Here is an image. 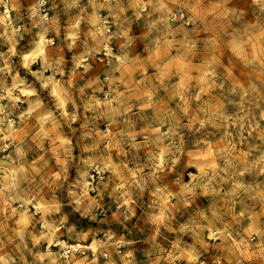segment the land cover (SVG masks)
Wrapping results in <instances>:
<instances>
[{
	"label": "clouds",
	"instance_id": "9594fccd",
	"mask_svg": "<svg viewBox=\"0 0 264 264\" xmlns=\"http://www.w3.org/2000/svg\"><path fill=\"white\" fill-rule=\"evenodd\" d=\"M201 2L202 0H87L84 4L82 0H30L26 15H22L19 14L18 0H0V7L4 9L3 18L7 21V28L11 30V33H0V41L7 46V51H0V154L7 153L0 160V201L9 209L13 203L19 204L18 209H12V214L27 216L32 224L31 230L24 221L18 222L15 227H8L7 224L0 226V264H39L42 255L39 233L47 231L49 235L45 238L51 239L66 223L67 214L58 221L46 218L59 212L61 205L57 202L54 191L50 200L44 199L42 185L34 178L31 165L28 164L31 153L37 157L35 163L39 164L42 173L47 167V150L38 140L34 141L30 132L24 131L29 124L33 130H41V139L63 136L61 147L64 150L56 160L60 165V174L57 179L52 180V185L67 193L74 212L90 217L93 221L97 220V209L103 214L101 201L107 193L117 203L123 201L130 205L123 213L125 219H130L134 214L131 205H139L143 201L150 209L142 208L146 226L156 224L175 231L178 241L182 240L183 235H191L194 240L203 243L201 237L205 230L212 239L230 240L234 232L239 236L235 227L239 217L233 212L237 203L246 206L245 213L242 214H248L249 210L258 206L264 209V181L257 175L243 179L246 173L252 172L251 166L235 173V178L225 189L213 186L214 178L219 175L215 170L212 176L205 173L199 178L193 177L190 183L186 182L187 177L192 175L188 168L179 175L175 174L190 147L201 153L214 147V129H221L223 139L230 144L236 141V137H239L238 142L244 141V132L251 136L254 131L258 132L257 139L264 142V129L259 126V121L264 120V107L258 101L247 100V90L242 95L236 87L230 90L233 94L240 95L239 100L224 95L223 92L220 93L223 100L219 96L204 99L205 85L216 76L217 67H222L218 61H209L210 71L204 76L185 80L188 85L185 92L195 103L191 112L183 104L176 111L170 108L162 111L157 107L168 104L174 89V85L160 76H145L136 83L128 79L129 66L136 64L138 60L134 37L130 34L132 25L143 23L141 31L149 33V61L154 59L155 48L160 46L162 39L177 31L183 32L185 46L194 48V40L188 43L190 33L187 29L192 25V33L201 30L198 25L199 17L194 11V6ZM101 9H107L108 16L102 17ZM13 10L18 12L15 23L22 24V27L12 28L14 22L9 13ZM129 10L132 11V16L126 14ZM49 12L53 15L49 16ZM65 15L67 22L61 45L73 53L70 61L54 59L59 47L55 37L61 35L60 22ZM217 19L224 24V28L206 43L210 46H223L235 58V46L243 47L251 43L256 34L264 36V0H240V6L223 8L217 14ZM82 23L90 25V28H81ZM174 23L179 24L178 29L173 28ZM113 24L115 31H110ZM51 33L55 37L50 36ZM25 34L30 36V40L18 52L17 48ZM113 42L119 47L118 55L114 54ZM98 52L106 55L107 62L100 71H93L90 61L96 59ZM13 57H18V64L12 62ZM256 59L255 56L245 58L242 63L245 68L251 67L255 71ZM38 61L42 62V66L38 72H33L32 66ZM21 70L33 75L39 81V89L46 90L51 99L46 102L43 98L44 91L22 78ZM66 70L70 75L63 79ZM260 70L264 72V65ZM49 71L52 75L46 76L45 73ZM58 73L61 76L59 80L56 79ZM85 74H88L87 78L80 83L77 77L84 78ZM101 76H104L103 80ZM122 84H125L123 91L120 90ZM216 87L224 89V83L216 84ZM161 88L164 90L163 95L160 94ZM246 103L248 107L245 106ZM22 105L27 107L23 108ZM68 105L72 106L71 112L67 109ZM229 106L234 109L232 116L228 115ZM81 108L92 115H82ZM134 108H138V111L134 112ZM146 108L152 109L151 116L146 113ZM255 109H259L258 117ZM130 116L146 127V134L140 144L137 143L138 134L129 126ZM185 118L187 123H184ZM64 122H67L69 129L77 122V131H83H80L79 136H65L61 127ZM209 125L213 127L209 128ZM120 126L123 131L116 136L101 131V128ZM166 126L168 130L161 131ZM73 140L92 141L91 144L82 146L83 152L90 155L81 158L79 163H76L72 154ZM105 143L115 148L119 157L114 158L110 150L101 149L100 145ZM140 148L144 149L143 155L139 151H133ZM256 148H261L258 163L264 166L262 146L249 145V152ZM70 167L77 168L78 178L75 180L69 179ZM91 171L99 174V183L92 182ZM105 173L112 174L107 183ZM113 178H118L119 182H115ZM110 184L114 186L109 192ZM88 191L97 193V198L89 202ZM173 192L176 203L169 206L172 211L164 208L167 215L163 219H156L157 209L161 208L159 200L171 198ZM201 197L209 199L207 206L200 202ZM193 204L194 213L187 212ZM28 205L35 208L36 212H29ZM173 212L180 216L175 221V228H172ZM37 213L40 214L39 219H36ZM251 218L252 215H249V219ZM181 220L184 222L181 223ZM37 224L41 225L40 229L36 228ZM57 224L58 227L55 226ZM74 231L75 225L68 228V232ZM245 231L251 239V230ZM57 242L59 243L58 240ZM116 243L130 244L132 241L121 238ZM99 247L100 254L110 258L106 249L114 247L112 235H109L107 244ZM77 250L83 251L79 246ZM226 250L234 251L232 246H227ZM72 251L68 248V252L63 254L66 260L68 253ZM153 255L158 257L157 264L160 259L165 264H175L181 257L187 259L189 264H198L200 260L194 244L181 247L179 242L173 244L172 252L162 251L159 245H155ZM29 256L32 257L31 261ZM58 258L59 254L52 257L53 260ZM122 259L125 264H131L126 257ZM227 259L231 264V258ZM214 264H221L220 258H216Z\"/></svg>",
	"mask_w": 264,
	"mask_h": 264
},
{
	"label": "rangeland",
	"instance_id": "374dc122",
	"mask_svg": "<svg viewBox=\"0 0 264 264\" xmlns=\"http://www.w3.org/2000/svg\"><path fill=\"white\" fill-rule=\"evenodd\" d=\"M104 0H101L103 2ZM30 3V0H18L19 5V14L26 15V9ZM82 3L86 4L87 0H82ZM234 6H240V0H202L201 4L194 6V11L198 15V25L199 29L195 33L191 32L192 25L188 26V32L190 33L189 41H195V47L185 46V37L183 32L177 31L174 32L172 36L162 39L159 47L155 48L154 59L149 61V44L148 38L149 33L147 31H141L144 27L143 23L133 24L131 28V35L134 37V47L136 48V57H138L137 63L129 66V80L133 83H136L139 80H142L145 76L153 77L160 76L166 82L174 85L172 91V99L169 100L168 104L157 105L162 111L166 108H170L173 111H176L180 105H186L191 112L195 107V103L189 99V95L185 92V89L188 88V85L185 83V80H191V78H199L204 76L210 71L209 61H218L222 67H217V74L210 81L208 85H205L206 92L204 93V99H208L209 96L217 97L223 100V96H220V93L223 92L224 95L229 97H234L236 100L240 99V95L233 94L230 90L233 87H236L240 94L244 90L249 92V96L246 98L251 101H258L261 107H264V72L260 70V67L264 65V36L256 34L252 37L251 43L244 45L243 47L235 46V58L234 55L230 52H226L225 48L221 45L210 46L206 42L211 40L215 34L220 32L224 28V24L217 19V14L223 10V8H232ZM48 7V6H46ZM75 10H73L74 12ZM4 9L0 7V33L11 30L7 28V21L3 18ZM91 12V9H89ZM49 16L53 15L52 12L48 13ZM128 16H132L133 13L129 10L126 13ZM18 12L13 10L9 13V17L13 20L12 28H15L18 25L15 23L16 16ZM100 15L102 17L108 16L107 9H101ZM111 20V17H109ZM67 15L61 20V35L55 37L54 33H51L50 36L56 38V44L59 46L57 48V54L54 59L56 60H66L70 61L72 57V52L67 50L66 47L61 45L63 40L64 29L66 27ZM90 28V25L81 24V28ZM174 29L179 28L178 23L173 24ZM110 31H115V24L112 25ZM30 40V36L25 34L24 40L20 41V44L17 48L19 52L20 48L27 46ZM114 54H119V47L115 46L113 42ZM0 51H7V46L0 41ZM255 56L256 67L255 71H252V68H245L242 60L247 58L251 59ZM171 61L170 63L168 61ZM14 64L19 63L18 57H13ZM93 65V71H100L104 68L105 63L107 62V57L103 52H98L96 54V59L90 61ZM42 66V62L38 61L32 66L33 72H38ZM80 71H83L81 69ZM22 78H26L30 83H34L39 89V81H36L35 77L30 73L21 70L20 72ZM46 76H51L52 73L49 71L45 73ZM70 75L69 71H65L63 79H67ZM88 74H85L84 78L77 77V80L82 83L83 79L87 78ZM119 75V73H117ZM56 79H61L60 74L56 75ZM101 79H104V76H101ZM9 78V83H10ZM195 83V80L192 81ZM224 83V89H219L216 87V84ZM125 84L120 86V90L123 91ZM255 89V91H252ZM44 91V99L47 102L51 98L47 96V91ZM184 93V94H182ZM160 94H164V90L160 89ZM226 102V101H225ZM248 107L247 103L245 105ZM23 108H26L27 105H22ZM54 107V102H53ZM67 109L69 112L72 111V106L68 105ZM133 111H138V108H134ZM258 117L259 109H255ZM234 109L231 106L228 107V115L232 116ZM146 113L151 116L152 109L146 108ZM81 114L86 116H91L90 112L85 113L84 109L81 108ZM187 118L184 119V123H187ZM129 126L135 130L137 135V143L140 144L143 141V137L146 134V127L143 126L141 122L136 120L134 117H129ZM260 129H264V120L259 121ZM62 130L64 135L68 136L69 134L74 136H79L80 131H77L78 124L74 122L72 128L69 129L67 122L62 124ZM212 128V125L208 126ZM235 125L233 126L234 131ZM167 126L161 131H167ZM26 132H30L34 141H39L43 147L47 150V155L45 157L47 161V167L44 172L40 171L39 164L35 163L37 157L34 154H29L28 164L31 165V171L33 172L34 178L40 182L42 185V191L45 193L44 199L50 200L51 193L54 191L56 194V200L60 203L61 208L57 213H52L48 217L50 221H58L61 217H66V223L64 228H59L51 239H46L49 235L47 231H42L39 233L41 237L40 251L42 253L39 264H115L114 257L118 256L120 259L125 257V244H117L116 242L120 240H115L116 235L123 234L127 231V226L131 222L136 221V224H140L141 232H139V243L137 246L141 248L143 245L146 247L148 244L143 241H149L152 251H154V246L159 245L160 249L164 251L168 247L173 248V244L181 241H178V234L175 231H169L168 228L159 226L156 224H148L146 226V217L142 212V208L149 210L148 204L145 202H140L139 205H131L133 213L130 219H125L123 213L126 208L130 205L124 204L123 201L117 203L116 199L112 196L105 194L101 204L104 207L103 214L100 213V210L97 209V220L93 221L90 217L81 216L80 213L73 211V206L70 205L69 198L67 193L63 192L60 188H54L52 185V180H55L59 177L60 174V165L56 163L57 157L61 155V152L64 150L61 145L63 143V136L56 137L51 139L49 137H43L41 139L42 133L39 128L32 129V125L29 124L28 127L24 129ZM101 131H106L113 136H116L118 133L123 131V127H113V128H101ZM216 132L215 139L212 141L214 147L210 151L197 152L194 147H190L187 155L182 157L181 163L176 169V175H179L181 171L185 168L192 173L191 176L187 177L186 182L190 183L193 180V177L199 178L203 174L207 176H212L213 171L219 172V175L216 176L213 180V186L217 189H225L233 178H235V173L242 170L244 167L251 166L252 172L246 173L243 179L247 180L253 175L259 176L261 181H264V166L258 163V157L261 148L253 149L249 152V145H259L264 148V142L257 139L258 132H252L249 136L248 132H244L245 140L242 142L239 141V137H236V141L229 143L225 141L221 135V129H214ZM51 135H54L52 133ZM235 135V132H234ZM91 140H84L77 142L73 140V156L76 158V163H79L81 158H87L90 153L83 152L84 144H91ZM101 149L106 151L110 150L114 158L119 157V153L115 148H111L109 144H101ZM11 151V149L9 150ZM127 151V149H126ZM133 151H139L142 155L144 149L140 148ZM43 154V153H42ZM7 155V153L0 154V160ZM132 165H130L131 167ZM214 166H216L214 168ZM220 169H225L220 171ZM93 171L90 172V175ZM69 179L75 180L78 178L77 168L70 167L68 169ZM111 173H105V182L107 183ZM51 177V179H49ZM115 182H119L118 178H113ZM100 182V176L97 175L94 183ZM114 184H110L108 191H111V188ZM179 191V189H176ZM83 195V193H81ZM117 196L119 193L116 194ZM87 197L89 202L97 198V193L90 191L87 192ZM136 199V197H133ZM153 199H156L153 197ZM200 202L207 206L209 204V199L201 197ZM175 192H173L172 197H165L164 199L159 200L161 208L157 209L156 219H163L166 212L163 211L164 208H168V211H172L170 205H174ZM19 204L13 203L11 208L0 201V226L7 224L8 227H15L18 225V222L24 221L27 224L29 230L32 228V224L29 221L27 216L13 215L12 209H18ZM245 205L237 203L234 206L233 212L235 216L239 217V220L235 223L236 230L239 232V236L234 232L230 240L224 239H212L210 234L205 230L202 234L203 243L198 242V246L203 248V251L200 253V260L198 264H214L216 258H220L221 264H229L227 258H231V264H264V214H261L264 209L257 207L254 210H249L248 214L245 213ZM29 212H36V209L31 205H28ZM195 204L191 208L187 209V212L194 213ZM249 215H252V218L249 219ZM40 214L37 213L36 219H39ZM8 217H11L10 219ZM173 224L172 228L177 227L175 223L176 220L180 219L179 213L173 212ZM232 219V217H229ZM181 223L184 221L181 220ZM72 225H75V231L70 233L68 228ZM58 227V224L55 225ZM144 226V227H143ZM143 227V228H142ZM37 229L41 228V225H36ZM245 229H250L252 232V238L248 236V232ZM91 230V231H90ZM141 233V234H140ZM112 235V244L114 247H107V252L110 253V258H103L100 254L101 248L99 246L105 245L108 243L109 235ZM150 236V237H149ZM186 236H189L186 237ZM148 239H145L147 238ZM191 235H185V239L194 240ZM59 241V243L57 242ZM243 241V242H242ZM75 244L89 246V249L94 251V256L90 254L85 255H71L67 260H64L60 257V249L64 245L72 246L74 248ZM117 245H121L120 251L116 249ZM227 246H232L234 251L228 252L226 250ZM164 248V249H163ZM142 249V248H141ZM206 250V251H204ZM151 251V252H152ZM150 252V253H151ZM59 258L53 260L52 257L57 256ZM227 257V258H226ZM29 260H32V257L29 256ZM124 264V263H122Z\"/></svg>",
	"mask_w": 264,
	"mask_h": 264
},
{
	"label": "crops",
	"instance_id": "0c3cea01",
	"mask_svg": "<svg viewBox=\"0 0 264 264\" xmlns=\"http://www.w3.org/2000/svg\"><path fill=\"white\" fill-rule=\"evenodd\" d=\"M136 221L137 220H135L134 222H131V224H129L127 226L128 228H127V231L125 233L123 232V234H121V235L120 234L116 235L115 240H121V238H123L126 241H132V243H130V244L124 243L126 246L123 249V251L125 252V257H126L127 261L131 262V264H157L158 257L156 255H153V251H152L151 246H150L151 244L148 240L147 241L142 240V242H146L148 244V246L145 247L143 245L141 247L142 249L137 246V244L139 243V240H140L139 232H141L140 231L141 230V227H140L141 223L136 224ZM144 231L145 230L143 229L142 232L144 233ZM144 234L147 235V233H144ZM184 236L185 235H183V238L181 240V247H183L185 245H193L194 244L196 249L198 250L199 254L201 253V251H203V248L198 246L197 240H192V239L189 240L188 239L189 236H186L188 238L184 240ZM145 239H148V237ZM164 251L172 252L173 248L171 249V247L170 248L168 247ZM204 251H206V250H204ZM177 255L179 256V252H177ZM114 261H115V264H122V263L125 264V260L120 259V257H118V256L114 257ZM159 264H165V261L163 259H160ZM175 264H189V261L187 259L181 257V258L176 260Z\"/></svg>",
	"mask_w": 264,
	"mask_h": 264
},
{
	"label": "built area",
	"instance_id": "2783aa9c",
	"mask_svg": "<svg viewBox=\"0 0 264 264\" xmlns=\"http://www.w3.org/2000/svg\"><path fill=\"white\" fill-rule=\"evenodd\" d=\"M97 175H98V173H96L95 171H93V173L90 175V178L92 179V182H93V183H94L95 178H97ZM90 192L93 193L92 191H90ZM74 246H75L74 248H71L70 246H68L67 248H66V247L61 248V249H60V257H61L62 259H64V260H66L63 254L66 253V252H68V248H71V249L73 250L71 253H68V258H69L71 255H85L86 253H87V254H90L92 257L94 256V251H92L91 249H89V246H83V245H81V244H80V245L75 244ZM78 246H79V248L83 249V251H79V250H77ZM116 249H117L118 251H120V249H121V245H117V246H116ZM102 257H103V258H107V257H105L104 255H102ZM68 258H67V259H68Z\"/></svg>",
	"mask_w": 264,
	"mask_h": 264
},
{
	"label": "bare ground",
	"instance_id": "6f19581e",
	"mask_svg": "<svg viewBox=\"0 0 264 264\" xmlns=\"http://www.w3.org/2000/svg\"><path fill=\"white\" fill-rule=\"evenodd\" d=\"M72 247V246H71Z\"/></svg>",
	"mask_w": 264,
	"mask_h": 264
}]
</instances>
